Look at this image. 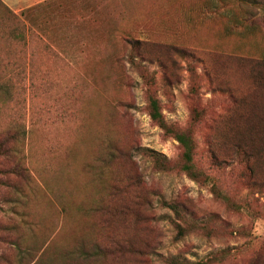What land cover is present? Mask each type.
I'll return each instance as SVG.
<instances>
[{
  "label": "rangeland",
  "instance_id": "1",
  "mask_svg": "<svg viewBox=\"0 0 264 264\" xmlns=\"http://www.w3.org/2000/svg\"><path fill=\"white\" fill-rule=\"evenodd\" d=\"M262 2L230 1L227 20L181 18L179 0L19 15L0 0V264H69L43 251L108 237L121 246L88 264H263ZM108 144L123 155L108 161Z\"/></svg>",
  "mask_w": 264,
  "mask_h": 264
},
{
  "label": "trees",
  "instance_id": "2",
  "mask_svg": "<svg viewBox=\"0 0 264 264\" xmlns=\"http://www.w3.org/2000/svg\"><path fill=\"white\" fill-rule=\"evenodd\" d=\"M233 1V0H230ZM256 1H263L262 2V7H264V0H256ZM181 6V5H180ZM16 14V13H15ZM198 17V16H197ZM251 20H254L251 25H255V20L258 19V27L264 28V13L260 14V16H251ZM248 19V18H247ZM151 106L154 109L151 113L152 117L154 119H159L161 117V112L159 111V104L157 99H152L151 100ZM175 138L180 142V144L183 147V157H184V163L182 165V170L186 171L191 177L194 179L198 180V178L203 174L202 170L198 169L193 162L194 158V151H195V144L192 136L190 134H187L185 132H177L175 134ZM107 148V160L110 161L114 158H117L119 156L123 155L122 150L119 148H112L110 144L106 146ZM245 163V168L249 172H253V162L247 157L244 159ZM156 165L161 169H165L166 167V162L160 158H156ZM174 211L176 213H179L180 210L178 208H174ZM106 212V211H105ZM110 212H112L110 209L107 208L106 214L108 215ZM182 220V218H180ZM195 225V224H193ZM176 229H177V235L178 236H183L188 233L189 228L187 225L176 223ZM191 231V229H190ZM82 238L80 239V243L78 244V247L73 249L72 251L66 250L64 248H60V250H47L43 251V255L47 254L45 258L46 262H56V258L52 256L53 254H56L60 256L64 262H67L69 264H88V263H97L101 261L102 258L107 256L109 253H113L115 251V248L117 250L118 247L121 246L120 243H117L116 245V240L109 238L107 242L105 240H101L100 242L98 239L92 240L91 244H88L86 242H81ZM170 264H185L182 260L178 258H168ZM264 264V263H263Z\"/></svg>",
  "mask_w": 264,
  "mask_h": 264
},
{
  "label": "crops",
  "instance_id": "3",
  "mask_svg": "<svg viewBox=\"0 0 264 264\" xmlns=\"http://www.w3.org/2000/svg\"><path fill=\"white\" fill-rule=\"evenodd\" d=\"M16 14H21L25 9L33 7L34 5L44 4L53 2L56 3L58 0H3ZM108 3H119L122 4L124 2H135V0H106ZM180 4H184L183 8L185 10H181L182 13L179 17L181 18H197L201 16V18H206L211 15L209 13H213L215 16L226 18L230 20V0H179ZM192 4H196L192 7ZM186 9H194L192 13L197 14L195 17L194 14H188ZM123 10V9H122ZM122 10L120 12H122ZM108 11L112 13H117V9L112 6L108 9ZM131 11V10H130ZM166 11V10H165ZM119 12V13H120ZM167 12V11H166ZM172 11L168 10L167 14L164 12V18H170ZM188 14V16L185 15ZM199 13V14H198ZM201 14V15H200ZM133 15H130L132 17ZM174 16V15H172ZM212 18V17H210Z\"/></svg>",
  "mask_w": 264,
  "mask_h": 264
}]
</instances>
